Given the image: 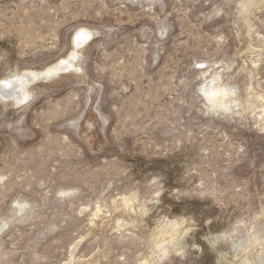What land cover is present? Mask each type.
<instances>
[{
  "label": "rangeland",
  "instance_id": "obj_1",
  "mask_svg": "<svg viewBox=\"0 0 264 264\" xmlns=\"http://www.w3.org/2000/svg\"><path fill=\"white\" fill-rule=\"evenodd\" d=\"M74 51L0 97V264H264V0H0V82Z\"/></svg>",
  "mask_w": 264,
  "mask_h": 264
},
{
  "label": "bare ground",
  "instance_id": "obj_2",
  "mask_svg": "<svg viewBox=\"0 0 264 264\" xmlns=\"http://www.w3.org/2000/svg\"><path fill=\"white\" fill-rule=\"evenodd\" d=\"M90 36V33L87 31L79 32L74 40L75 50L81 48V46H83V44L90 38ZM76 59L77 53L74 51L68 58L60 60L56 64L43 71L26 70L21 74L6 79L3 82H0V97L4 100L14 101L19 106L25 105L30 99V93L28 89L31 86H34L41 81H47L53 77L75 71ZM213 102L218 104L221 103L219 100H214Z\"/></svg>",
  "mask_w": 264,
  "mask_h": 264
}]
</instances>
